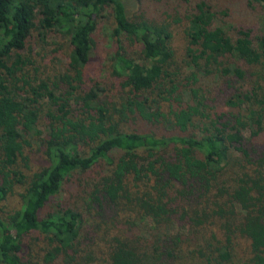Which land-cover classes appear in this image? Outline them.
Wrapping results in <instances>:
<instances>
[{
    "label": "trees",
    "instance_id": "trees-1",
    "mask_svg": "<svg viewBox=\"0 0 264 264\" xmlns=\"http://www.w3.org/2000/svg\"><path fill=\"white\" fill-rule=\"evenodd\" d=\"M127 3L0 0V264H264V31L212 0L162 20ZM106 18L120 100L86 82ZM51 35L52 73L33 56Z\"/></svg>",
    "mask_w": 264,
    "mask_h": 264
},
{
    "label": "rangeland",
    "instance_id": "rangeland-1",
    "mask_svg": "<svg viewBox=\"0 0 264 264\" xmlns=\"http://www.w3.org/2000/svg\"><path fill=\"white\" fill-rule=\"evenodd\" d=\"M218 9L227 11L228 17L226 18L228 22L234 25L247 22L251 25H246L254 28L256 34H259L264 31V11H251L245 3L240 0H212ZM178 0H128L127 9L129 15H134L135 13L144 12L148 17L155 18L157 20H162L167 18L165 15L172 14V7L177 6ZM186 5V4H185ZM114 27L113 20L111 18H106L99 21V26L95 34V39L97 42L96 47L94 48V53L92 55L91 62L86 69V82L89 86L94 84V82L99 83L105 89H107V96L114 98L113 100H120V97L124 94L122 86L119 79L113 77L112 73V57L115 55L117 47L115 39L112 38L111 33ZM179 38L183 37L182 28L179 29ZM63 37L51 35L48 37L45 43L39 41L38 38H35L33 41V56L36 58L39 63L42 64L43 69L46 72L52 73L53 67L58 70L65 69L68 59L65 56L69 48L65 45ZM64 46L63 50L58 52L60 47ZM185 43L183 39H179L175 43V47L179 55L184 53ZM129 52H133V48H129ZM46 65V66H45ZM45 66V67H44ZM51 70V71H50ZM106 99V98H105ZM125 130L134 132L139 130L141 132H157L162 134L169 132L171 128L167 129L163 124L155 127L145 121L138 119L137 122H131L125 127ZM29 158L32 171L40 170L42 167H45V155L44 148L35 143L31 144V148L27 149L26 153ZM91 176H96L97 171L90 172ZM10 203V208L17 206L21 202L20 196L12 198ZM74 207H77L74 205ZM52 209V208H51ZM40 249V246L36 247Z\"/></svg>",
    "mask_w": 264,
    "mask_h": 264
}]
</instances>
